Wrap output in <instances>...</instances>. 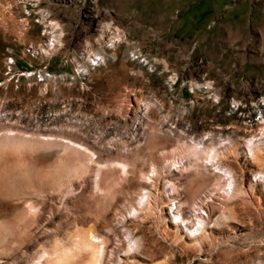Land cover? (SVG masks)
Here are the masks:
<instances>
[{"label":"rangeland","instance_id":"rangeland-1","mask_svg":"<svg viewBox=\"0 0 264 264\" xmlns=\"http://www.w3.org/2000/svg\"><path fill=\"white\" fill-rule=\"evenodd\" d=\"M91 229L102 264H264V0H0V264Z\"/></svg>","mask_w":264,"mask_h":264},{"label":"bare ground","instance_id":"bare-ground-1","mask_svg":"<svg viewBox=\"0 0 264 264\" xmlns=\"http://www.w3.org/2000/svg\"><path fill=\"white\" fill-rule=\"evenodd\" d=\"M208 157L209 156L207 155L206 158ZM208 160H210V158ZM79 164L81 166V173H85L90 167V162L88 158L81 159ZM220 168H218L219 171H221ZM221 174L223 176L222 172ZM224 180L225 186L223 188L228 194V191H230L228 190L230 188V183L228 177H226L225 175ZM176 205V202H172V209H174ZM103 240V235L101 236V233H99L97 230H88L82 237H80L78 241H76L74 248L63 249L64 251H55L54 253L50 254L47 259L43 257L42 260L39 259V261L34 262L33 264H72L71 258L74 257L76 251H81L85 254L83 264H102V256L105 252L104 247L101 245L100 241Z\"/></svg>","mask_w":264,"mask_h":264}]
</instances>
